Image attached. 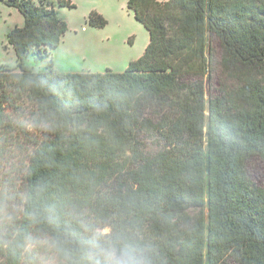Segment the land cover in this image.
Returning <instances> with one entry per match:
<instances>
[{"label":"trees","instance_id":"trees-1","mask_svg":"<svg viewBox=\"0 0 264 264\" xmlns=\"http://www.w3.org/2000/svg\"><path fill=\"white\" fill-rule=\"evenodd\" d=\"M8 4L24 23L6 34L0 155H27L0 264H104L126 249L144 264H264V185L247 171L264 162V0H128L149 41L119 72L30 69L67 22L49 1ZM217 49L226 78L206 97Z\"/></svg>","mask_w":264,"mask_h":264},{"label":"rangeland","instance_id":"rangeland-1","mask_svg":"<svg viewBox=\"0 0 264 264\" xmlns=\"http://www.w3.org/2000/svg\"><path fill=\"white\" fill-rule=\"evenodd\" d=\"M45 1L54 3L55 9L67 22V30L51 55L38 59L31 53L26 55L24 62L34 71L42 69L51 61L56 69L62 71L103 72L111 69L119 72L126 68L129 61L141 56L148 44V32L128 8V0H71L74 4L72 8L59 6L57 0ZM93 10L105 18L104 26L88 23V15ZM23 23L24 17L19 10L9 5L8 0H0V67L3 64H16V56L7 43L6 34ZM215 54V79L210 83L205 78L206 97L219 86L221 79L226 78L219 63L218 49ZM144 144L147 150L154 151L159 148L161 141L149 139ZM26 155L23 148L17 145L8 147L0 155V224L7 221L12 208L16 207V199L12 198V184L18 181V169ZM247 171L257 184L264 185V162L259 157L248 160ZM101 231L109 232L110 226H104Z\"/></svg>","mask_w":264,"mask_h":264},{"label":"clouds","instance_id":"clouds-1","mask_svg":"<svg viewBox=\"0 0 264 264\" xmlns=\"http://www.w3.org/2000/svg\"><path fill=\"white\" fill-rule=\"evenodd\" d=\"M104 264H144L133 250L112 251L106 255Z\"/></svg>","mask_w":264,"mask_h":264}]
</instances>
